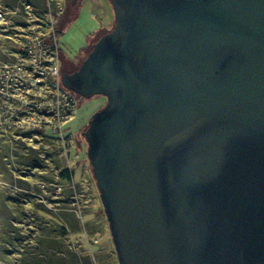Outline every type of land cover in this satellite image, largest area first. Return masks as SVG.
<instances>
[{
    "label": "water",
    "instance_id": "obj_1",
    "mask_svg": "<svg viewBox=\"0 0 264 264\" xmlns=\"http://www.w3.org/2000/svg\"><path fill=\"white\" fill-rule=\"evenodd\" d=\"M110 1L61 82L106 100L84 136L118 264H264V0Z\"/></svg>",
    "mask_w": 264,
    "mask_h": 264
},
{
    "label": "rangeland",
    "instance_id": "obj_2",
    "mask_svg": "<svg viewBox=\"0 0 264 264\" xmlns=\"http://www.w3.org/2000/svg\"><path fill=\"white\" fill-rule=\"evenodd\" d=\"M47 1L51 11L46 4L38 13L33 6L41 0H17L19 8L12 0H0V259L6 252L9 264H118L84 136L88 115L84 119L82 107L90 106L92 115L105 99L76 96V115L63 126L65 139L54 137L51 130L44 137L37 119L20 123L17 110L7 107L12 85L5 88L10 82L5 83L6 77L15 74L19 47L41 16L54 18L61 74L72 70L73 61L84 60L96 38L114 27L110 0ZM23 146V152H35L39 167L26 164L25 158L20 161L23 157L17 151ZM55 165L58 173L70 169L72 180L56 177L53 184L49 182L57 174ZM27 247H36V253L19 252Z\"/></svg>",
    "mask_w": 264,
    "mask_h": 264
},
{
    "label": "built area",
    "instance_id": "obj_3",
    "mask_svg": "<svg viewBox=\"0 0 264 264\" xmlns=\"http://www.w3.org/2000/svg\"><path fill=\"white\" fill-rule=\"evenodd\" d=\"M49 7V6H48ZM51 11L49 8L48 12ZM54 18L37 20L25 44L19 47L15 74L6 77L8 85L7 107L17 110L20 123L34 117L44 133L51 130L54 137L65 139L63 126L72 120L77 111L76 94L61 82L60 52ZM14 75H17L16 77ZM15 95L12 92H16Z\"/></svg>",
    "mask_w": 264,
    "mask_h": 264
},
{
    "label": "trees",
    "instance_id": "obj_4",
    "mask_svg": "<svg viewBox=\"0 0 264 264\" xmlns=\"http://www.w3.org/2000/svg\"><path fill=\"white\" fill-rule=\"evenodd\" d=\"M13 1V3H14V5L15 6H19V5H21L20 3H17L16 1L17 0H12ZM47 2V3H46ZM30 3V2H29ZM31 5H33L32 3H30ZM40 4H42V8L40 7V6H38V5H40ZM40 4H38V5H34L33 7H35V11L36 12H38V13H41V12H44L43 10H44V5H46L47 4V6H49L50 8H51V6H50V4H49V2L47 1V0H41V2H40ZM35 12V13H36ZM37 13V15H41V14H38ZM46 13V12H45ZM40 18H42V16L40 17ZM78 96V95H77ZM44 137H48V136H44ZM52 139V138H51ZM16 150H17V148L16 147H14ZM26 148V146H23L22 148H21V150H19V151H17V152H19V153H21L20 155H22V157L23 158H21V157H19L20 158V161L21 162H23V160L22 159H26L27 161L25 162L26 164H30V165H33L34 164V167H39L40 165H39V161L36 159V158H34V156H35V152H33V153H31V152H29V154L28 153H25V152H23L22 151V149H25ZM27 150V149H26ZM18 158V159H19ZM21 164H23V163H21ZM55 168H57V169H55ZM55 168H53V170L55 171V172H57L58 171V167L55 165ZM61 178V179H64V180H72V176H71V172H70V169H63V170H61L59 173L57 172V174L56 175H53L52 176V178H49L50 180H49V182H52V184L54 183V181H55V178ZM56 178V179H57ZM31 190V192H30V194L33 196L34 195V193H36V192H34L33 191V189H30ZM35 196V195H34ZM36 212V214H37V210L35 211ZM33 216H36L34 213H33ZM66 231H61V234L62 235H65L66 233H65ZM34 234V233H33ZM16 244L18 245L19 244V242H16ZM19 249H21V248H19ZM58 251L57 252H59L60 250L59 249H57ZM19 252H21V254L22 253H25V254H34V253H36V247L35 248H33V249H31L30 247H27V248H25V249H23L22 251H19ZM7 257H8V254L5 252L4 253ZM6 256H2L1 257V261L4 263V264H9V263H11L12 261L11 260H9ZM20 264H26V263H20Z\"/></svg>",
    "mask_w": 264,
    "mask_h": 264
},
{
    "label": "flooded vegetation",
    "instance_id": "obj_5",
    "mask_svg": "<svg viewBox=\"0 0 264 264\" xmlns=\"http://www.w3.org/2000/svg\"><path fill=\"white\" fill-rule=\"evenodd\" d=\"M17 8H19V6H17ZM101 36H98L97 38H96V40H95V42L100 38ZM95 42L88 48V51L86 52V54L85 55H87V53L92 49V47H93V45L95 44ZM82 62V61H81ZM80 62V60H75V61H73L72 62V70L71 71H65V72H62V73H73L74 71H76L77 69H78V67H79V63H81ZM105 99V98H104ZM104 101H106V100H104ZM105 104V103H104ZM88 105H86V107L85 108H83L82 107V109L84 110L83 112H84V114H83V117H84V119L86 118V116L88 115V117H87V125H88V121L90 120V118H91V116L93 115V113H92V115H89V113H90V110H91V107L90 106H88ZM104 106V105H103ZM16 150V149H15Z\"/></svg>",
    "mask_w": 264,
    "mask_h": 264
}]
</instances>
